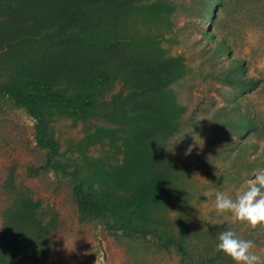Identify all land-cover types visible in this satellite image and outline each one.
I'll list each match as a JSON object with an SVG mask.
<instances>
[{
  "label": "rangeland",
  "instance_id": "obj_1",
  "mask_svg": "<svg viewBox=\"0 0 264 264\" xmlns=\"http://www.w3.org/2000/svg\"><path fill=\"white\" fill-rule=\"evenodd\" d=\"M40 12L30 8L19 17L24 32L18 35L9 34L16 26H3L0 12V81L31 67L47 73L40 65L45 55L62 70L73 62L60 46L79 44L81 36L54 30L56 13L36 22ZM102 25L112 33L103 32L107 64L96 67L106 71V81L89 82L101 114L54 115L49 131L59 142V159L85 184L123 200L135 195L138 181L160 171L169 183L145 210L148 228L175 236L184 252L81 217L72 179L43 167L45 150L34 140L33 120L0 96V264H264V0H125ZM219 41L227 53L218 51ZM142 52L162 58L161 71L180 68L160 91L136 99L170 127L158 128L150 116L130 124L115 111L136 78L122 63ZM238 74L254 83L226 79ZM125 103L137 106L135 99ZM240 116L256 130L237 128ZM131 128L143 137L153 133L144 147L151 163L121 184L111 170L133 158L121 144ZM101 161L111 172L103 183L95 178ZM16 230L15 250L7 254L5 239Z\"/></svg>",
  "mask_w": 264,
  "mask_h": 264
},
{
  "label": "trees",
  "instance_id": "obj_2",
  "mask_svg": "<svg viewBox=\"0 0 264 264\" xmlns=\"http://www.w3.org/2000/svg\"><path fill=\"white\" fill-rule=\"evenodd\" d=\"M124 2L125 0H0V12L5 17L2 25L16 26L9 33L10 35L24 32L21 21L18 23L19 17L26 14L30 8H39L42 12L34 14L36 22H43L46 15L56 13L53 15L57 16V26L54 30L69 31L68 34L74 36L76 33L79 37L81 36L79 44L60 46V49L73 60V62L65 64L66 70H62L60 62L54 61L50 55H45L40 65L48 71L47 73L40 70L34 71L31 67L32 70H28L27 73L19 77L0 81V96L9 99L16 107L23 109L33 120L34 140L39 147L45 150L43 167L56 173L61 172L72 179V196L81 217L92 216L103 219L111 231L121 232L127 237L146 238L151 236L162 248L173 245L183 253L181 240H177L173 235H162L154 228H148L150 219L145 210L152 202H156L155 204L159 202L166 184L169 183L168 180H164L160 171L150 172L147 179L138 181L135 186V195L127 200L119 199L105 188L95 187L92 183L85 184L78 176L77 171L61 163L59 142L49 131L50 122L54 119L55 114L81 119L101 114L102 108L95 96V84L89 82L93 79L102 83L106 81V71L96 67L102 61L107 64V40L104 38L103 32L109 35L112 33L103 27L102 21L114 9H121ZM211 9H215V7H211ZM82 39L88 43L83 44ZM110 40L111 38L108 39V41ZM218 47V51L228 52L224 41H219ZM162 60L157 55H152L148 59L142 52L136 57L126 58L122 63L125 69L133 67L131 74L136 77L130 93L121 98L120 103L115 107V111L121 118L130 121L128 123L138 122L144 118L147 120V117L150 116L156 118L155 124L158 128L170 127L168 121L158 114L156 109L148 106L138 107L140 105H137L136 102V99L143 94L160 91V88L178 76L180 69L178 65H174L173 71L166 69V71L163 69L161 71L160 66L162 68L164 66ZM34 63H39V61ZM237 64L239 65V63L232 62L231 67L237 66ZM63 71L65 72L62 74ZM64 76H67L65 82L59 79ZM226 79L228 82L232 81L243 86L254 83L241 74L229 75ZM134 99L137 105L135 107L131 108L128 103H125ZM231 109L237 113L235 108ZM234 125L245 131L256 130L257 126L255 122L251 123L249 118L241 116ZM149 134L153 135L151 132L148 133V137H145L147 134L143 137L140 131L131 128L121 135L123 148L133 153L131 160H126L117 165L115 167L117 169L111 170V172L115 171L113 174H116L118 182H122L121 184L130 182L129 179L134 170L139 169L142 174L151 163L150 156L144 148L146 138L150 137ZM98 168L96 180L102 183L107 182L111 172L108 173L102 161L98 164ZM14 234L11 239H5V246L8 247L7 254H10L11 251L14 252L16 238L20 236L18 230Z\"/></svg>",
  "mask_w": 264,
  "mask_h": 264
}]
</instances>
